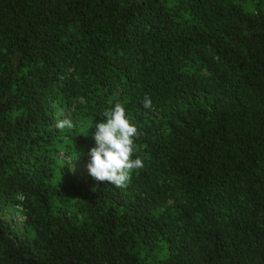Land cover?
<instances>
[{"label": "trees", "instance_id": "16d2710c", "mask_svg": "<svg viewBox=\"0 0 264 264\" xmlns=\"http://www.w3.org/2000/svg\"><path fill=\"white\" fill-rule=\"evenodd\" d=\"M116 103L121 187L60 160ZM0 264H264V0H0Z\"/></svg>", "mask_w": 264, "mask_h": 264}, {"label": "clouds", "instance_id": "9594fccd", "mask_svg": "<svg viewBox=\"0 0 264 264\" xmlns=\"http://www.w3.org/2000/svg\"><path fill=\"white\" fill-rule=\"evenodd\" d=\"M151 103L150 97L145 96L143 107L148 109ZM103 116L105 119L94 125L92 139L95 146L87 153V171L96 181H107L115 187H121L127 183L134 169L143 167L139 156L133 158L138 130L126 116V110L121 103L110 107ZM72 126L71 120H60L56 124L60 130Z\"/></svg>", "mask_w": 264, "mask_h": 264}, {"label": "rangeland", "instance_id": "374dc122", "mask_svg": "<svg viewBox=\"0 0 264 264\" xmlns=\"http://www.w3.org/2000/svg\"><path fill=\"white\" fill-rule=\"evenodd\" d=\"M60 160L66 161V163L71 166L72 170L75 171V173H77L80 177L89 175L87 171L88 160L81 158L80 154H72L67 157L64 154H61ZM11 219L13 221L14 226L17 229H20L23 223V218L20 216V214L12 213Z\"/></svg>", "mask_w": 264, "mask_h": 264}]
</instances>
